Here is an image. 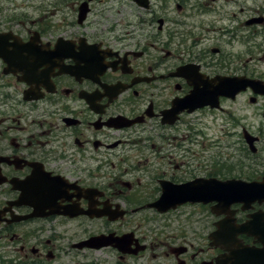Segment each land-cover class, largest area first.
<instances>
[{"label":"flooded vegetation","instance_id":"flooded-vegetation-1","mask_svg":"<svg viewBox=\"0 0 264 264\" xmlns=\"http://www.w3.org/2000/svg\"><path fill=\"white\" fill-rule=\"evenodd\" d=\"M111 1L113 14L95 0H26L37 16L13 17L0 0V264H264V197L191 200L194 182H264V165L238 176L237 161L208 165L191 148L214 115L220 140L264 158V112L240 117L237 104L264 96L187 104L195 86L264 85L252 53L264 0ZM238 146L220 145L230 159Z\"/></svg>","mask_w":264,"mask_h":264},{"label":"rangeland","instance_id":"rangeland-1","mask_svg":"<svg viewBox=\"0 0 264 264\" xmlns=\"http://www.w3.org/2000/svg\"><path fill=\"white\" fill-rule=\"evenodd\" d=\"M13 2L9 4L10 6V10H9V15H12L13 17H20V15L22 13H25L26 15H30L31 17L33 16H37L35 14V12H33L32 10H28L27 8L24 7V4L26 3V0H12ZM97 1L99 0H95L94 3H96L97 9L96 12H98L100 9L105 8V11L109 12L110 14H113L115 9L113 7H109L106 5H113V2L111 0H107L105 5L102 3H98ZM104 1V0H101ZM110 1L112 2V4H110ZM17 5H22V7L24 8V10L20 9V10H16L14 9L15 6ZM258 5V4H257ZM93 7H95V5L93 4ZM124 11L122 12L120 18H122ZM47 15L49 16V20L54 21V22H58L61 20V18L63 17L62 13H57L55 16H51L50 13H47ZM112 18L114 20H116V18L111 15ZM171 16V15H168ZM188 23L185 27H186V32L190 29L191 24H195L198 23L197 18L193 19V18H188L186 20ZM236 49H239L238 47H235ZM252 53L256 55L257 61H255V69L258 70L259 72H264V47L259 49V48H253L252 49ZM262 59V60H260ZM244 98L240 97L237 101L238 104V114L239 116H244L245 114H247V116H250V114L253 113L254 117H258L261 113L264 112V102H262L263 106H254V107H245V104L243 102ZM221 123V121H215L214 115H206L205 118L201 121V125H200V129L203 132V136L200 138L199 143L200 145H192L191 148L199 151L198 153H201L205 156V158H203V160H207V164H212V162L217 161L218 159L223 158V162L225 165H231V163L233 162V164H236V161L238 163V169L235 171V175H244L242 172V167L244 169V172H246V167L247 166H262L264 165V158L260 157V156H255V157H248L247 153L245 151V149L243 148V142L240 140H225L223 138V140L221 139V134H220V130H219V124ZM234 141H238L239 146H238V150L237 152H234V158L230 159V157H228L229 152L223 153V150L221 149L220 145L221 143H226V144H230L231 142ZM223 145V144H222Z\"/></svg>","mask_w":264,"mask_h":264},{"label":"water","instance_id":"water-1","mask_svg":"<svg viewBox=\"0 0 264 264\" xmlns=\"http://www.w3.org/2000/svg\"><path fill=\"white\" fill-rule=\"evenodd\" d=\"M237 81H239V82H237ZM238 84H240V85H238ZM243 84H246V83H244V82H242L240 80H237V79H224V80H222L220 82V84L217 85L218 88L216 87L214 89L212 88V86H210L208 84L204 85V88H200L199 86H195V90H194V93H193L194 95H192L193 97L190 100V104H191L190 105V109H191L190 111L192 112V111H194L195 109H197L199 107H205V106H208V105H211L212 107L218 106V104L216 102H218V99L221 96H231V95L235 96L236 94L240 93L242 90L246 89L247 85L245 86ZM249 84H251V86L253 85L254 86L253 88L256 87L255 91L258 94L264 95V86L262 84H260L257 81H251ZM242 85L244 86L243 87L244 89H241ZM236 87H238V88H236ZM212 101H213V103H212ZM249 144L252 145L253 142L249 141ZM198 185H199V183H198ZM195 186H196V184L191 185V190L192 191H195V189L193 188ZM208 186L209 187L206 188V196H205L206 198H204L203 201H206L207 198H211L208 193H213V197L214 198H226L227 197V199L233 198L236 195V193H238V192H239L238 196H240L242 194H247L248 191L249 192H253L256 197L260 193L261 194L264 193V190H263L264 189V187H263L264 185L263 184H249V186H248L247 184H244V182L236 181V180L227 181V182H219L217 180H212L211 184H209ZM225 189H226L227 193H230L231 192L230 189H232L233 193L231 195H229V196H220L221 191H223ZM191 196H193V195H191ZM195 196H197V195H195ZM197 198H198V200H202L199 197H197ZM222 202H223V200H222ZM156 206H157L158 209L164 210V209H162V205L161 204H158ZM169 208H171V207H169ZM165 209L167 210L168 207H165ZM218 233H220V232H218ZM229 238H231V237L225 238L223 236V239H225V240L227 239V240L230 241L231 244H234L235 240L232 239L233 241H231ZM261 243H263V245H264V239H261Z\"/></svg>","mask_w":264,"mask_h":264}]
</instances>
